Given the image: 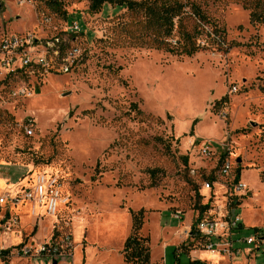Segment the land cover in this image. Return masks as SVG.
I'll return each mask as SVG.
<instances>
[{
	"label": "rangeland",
	"instance_id": "374dc122",
	"mask_svg": "<svg viewBox=\"0 0 264 264\" xmlns=\"http://www.w3.org/2000/svg\"><path fill=\"white\" fill-rule=\"evenodd\" d=\"M58 1L57 10L48 0H0V33L58 37L80 50L68 74L0 70V196L19 178L27 187L38 175L56 180L63 203L38 226L71 238L73 249L58 264H130L123 246L139 211L148 264L216 261L191 228L196 207L206 203L202 218L240 219L231 232L240 254L218 264H264V242H237L264 233V21L249 18L264 0H188L222 41L190 58L131 44L117 26L130 19L124 10L106 5L90 13L86 0ZM74 22L80 32L64 33ZM132 103L143 116L126 114ZM203 143L208 158L199 153ZM223 149L236 164L228 180L212 172ZM211 178L208 190L203 182ZM237 179L243 193L220 185ZM25 203L0 205V219L15 220L9 230L0 223V247L9 248L11 236L33 245L35 209L28 219L14 211ZM20 248L0 264H52L25 258Z\"/></svg>",
	"mask_w": 264,
	"mask_h": 264
},
{
	"label": "built area",
	"instance_id": "2783aa9c",
	"mask_svg": "<svg viewBox=\"0 0 264 264\" xmlns=\"http://www.w3.org/2000/svg\"><path fill=\"white\" fill-rule=\"evenodd\" d=\"M79 32V27L75 22L67 23L64 29V33L71 35ZM79 55L80 50L77 47H67L66 41H61L58 37L49 41H39L30 34L0 33V70H4L6 74L26 71L32 73L35 69L45 73L68 74L71 73L74 60ZM27 133L29 134L30 131H27ZM223 150V153L219 154L217 165L212 172L215 178L228 180L231 178L236 164L230 161V154L227 153V150ZM199 153L203 158H208L211 155L207 145L204 143L200 145ZM212 183L206 180L203 182V187L209 190ZM220 185L233 194L243 193L246 190V186L240 183L238 179ZM58 198L56 180L51 177L38 175L32 185L25 188L20 195L9 196L5 194L0 196V205L6 202H10L12 205H16L17 202H26L33 210L36 207H41L44 209L45 216L52 217L55 215L57 203L59 202ZM173 218L180 220L181 214L176 212ZM6 221L4 218L2 222L5 223L6 229L9 230L15 224V220ZM239 225L240 219L236 215H227L219 218V220L197 217L194 222V237L199 240L204 250L216 254L221 260L227 258L231 261L240 254V250L234 247L231 240V232L238 229ZM237 242H244L246 245L262 244L264 242V233L256 231L254 238L237 239ZM72 249L69 235H60L54 236L50 243L23 245L19 252L25 258L42 256L58 263V259H62L63 255L71 253ZM248 251L250 252V250ZM3 257L1 250L0 258Z\"/></svg>",
	"mask_w": 264,
	"mask_h": 264
},
{
	"label": "trees",
	"instance_id": "16d2710c",
	"mask_svg": "<svg viewBox=\"0 0 264 264\" xmlns=\"http://www.w3.org/2000/svg\"><path fill=\"white\" fill-rule=\"evenodd\" d=\"M90 13L99 12L110 5L115 10H124L130 19L119 21V31L131 44L163 51L169 55L190 58L213 46H219L220 30L216 24L194 1L188 0H86ZM255 2V1H254ZM49 8L60 7L58 0H48ZM255 10L249 15L250 22H263L264 9L254 3ZM259 5V6H258ZM143 116L136 103H132L126 114ZM238 175V171L236 170ZM209 181L213 182V178ZM209 209L208 203L198 205L197 217H202ZM196 217V219H197ZM143 212L132 213L133 233L125 240L123 246L124 262L130 264H148V239L140 237L138 232L142 225ZM194 223L191 228L193 230ZM191 230V232H192ZM9 251H2L6 256ZM190 264H204L194 260Z\"/></svg>",
	"mask_w": 264,
	"mask_h": 264
},
{
	"label": "crops",
	"instance_id": "0c3cea01",
	"mask_svg": "<svg viewBox=\"0 0 264 264\" xmlns=\"http://www.w3.org/2000/svg\"><path fill=\"white\" fill-rule=\"evenodd\" d=\"M229 158H230V156H229ZM4 185H5L4 183H0V190L3 189ZM6 186H7L8 191H9L6 194L9 195V196H12V194H13V196H15V195H17V193L22 192L25 188H27L28 184H27V182H26L25 179L23 180L22 178L21 179L19 178L13 184H9V182H6ZM38 208L41 209L40 212L38 211ZM14 211H15V214L20 215V217L24 216V217H26L28 219L29 216L31 215V213L33 212V209L30 207V205L28 203H25L24 205L18 207L17 209H14ZM6 215H7V213H5L1 217L0 223H2V221H3V219L5 218ZM44 217H45L44 209L41 208V207H36L35 208V213H34V220H35V222L33 224H29V225H31L33 227L32 233L34 232L35 228H36V230H35V234L30 236V241H28V243L34 244L36 242V237H37V235H39V233H41L43 235V237H42V241L40 240L37 244L50 243L53 240L54 235H53V233L49 234L47 232L48 230H46V227H47L46 225L38 226V224L41 223V222H42L41 224H43V218ZM21 242H22V239L20 237H18V236H16V237L11 236V241H10V245H9L10 247L9 248L0 247V251L1 250L2 251H6V250L7 251H10V248H12V247L14 248V246L18 247V246L25 245V243H21ZM198 255H199V253H198ZM209 256H211V257H217L218 259L220 258L218 256H213L210 253H209ZM199 260H202V259L199 257L198 261ZM202 261L203 262H211L212 264H215V263H218L219 262L217 259H216V261H204V260H202ZM54 262L56 264L59 263V261H58V263L56 261H52V264Z\"/></svg>",
	"mask_w": 264,
	"mask_h": 264
},
{
	"label": "bare ground",
	"instance_id": "6f19581e",
	"mask_svg": "<svg viewBox=\"0 0 264 264\" xmlns=\"http://www.w3.org/2000/svg\"><path fill=\"white\" fill-rule=\"evenodd\" d=\"M63 200H62V198H61V200L57 203V206L59 207L63 202H62ZM211 255H213V256H217L216 254H213V253H210ZM221 260V258H219L218 259V261H220Z\"/></svg>",
	"mask_w": 264,
	"mask_h": 264
},
{
	"label": "water",
	"instance_id": "95a60500",
	"mask_svg": "<svg viewBox=\"0 0 264 264\" xmlns=\"http://www.w3.org/2000/svg\"><path fill=\"white\" fill-rule=\"evenodd\" d=\"M236 163H239V159L236 161ZM241 227V225H239V228ZM53 264H56L55 262Z\"/></svg>",
	"mask_w": 264,
	"mask_h": 264
}]
</instances>
